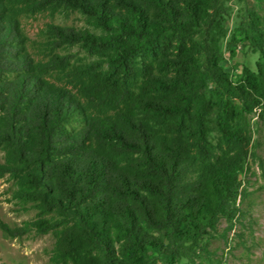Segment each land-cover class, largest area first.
<instances>
[{"label": "trees", "instance_id": "obj_1", "mask_svg": "<svg viewBox=\"0 0 264 264\" xmlns=\"http://www.w3.org/2000/svg\"><path fill=\"white\" fill-rule=\"evenodd\" d=\"M27 1L107 33V65L82 69L86 97L10 65L0 146L22 198L49 215L51 263L221 264L210 242L247 216L249 157L264 179L251 124L256 114L264 130V15L246 10L235 28L259 59L234 81L221 65L237 40L225 0Z\"/></svg>", "mask_w": 264, "mask_h": 264}, {"label": "rangeland", "instance_id": "obj_2", "mask_svg": "<svg viewBox=\"0 0 264 264\" xmlns=\"http://www.w3.org/2000/svg\"><path fill=\"white\" fill-rule=\"evenodd\" d=\"M225 2L230 11L226 23L229 36L234 34L237 40L235 56L225 53L221 65L237 81L243 67L255 71L259 54L242 42L243 36L235 28L246 10L264 15V0ZM0 14L7 18L0 19V116L10 97L7 87L19 74L11 64L34 65L47 83L88 96L81 86L82 69L107 65V48L98 41L106 32L77 10L37 1L0 0ZM251 124L254 152L264 163V130L256 114ZM240 179L245 190L240 208L247 216L227 233L226 241L211 239L210 250L221 264H264V179L256 160L247 159ZM23 188L20 173L0 146V264H52L55 240L51 231L42 230L49 215L39 214L33 203L22 198ZM225 227L223 222L220 230ZM178 264L191 263L181 260Z\"/></svg>", "mask_w": 264, "mask_h": 264}]
</instances>
